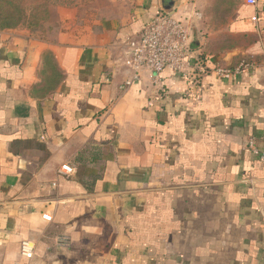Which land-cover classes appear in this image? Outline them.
Segmentation results:
<instances>
[{"label": "crops", "instance_id": "obj_1", "mask_svg": "<svg viewBox=\"0 0 264 264\" xmlns=\"http://www.w3.org/2000/svg\"><path fill=\"white\" fill-rule=\"evenodd\" d=\"M249 1L99 0L59 7L54 40L0 29V264H264L249 147L264 152V0ZM166 3L186 19L198 89L171 70L124 88L126 43Z\"/></svg>", "mask_w": 264, "mask_h": 264}, {"label": "built area", "instance_id": "obj_2", "mask_svg": "<svg viewBox=\"0 0 264 264\" xmlns=\"http://www.w3.org/2000/svg\"><path fill=\"white\" fill-rule=\"evenodd\" d=\"M249 3L257 5L256 0H250ZM190 40L189 28L182 15L176 11L160 12L146 26L139 39H128L126 43L128 56L124 65L131 77L125 82L124 88L139 82L144 71H149L153 82L160 84L163 72L171 70L198 89L200 82L196 73L200 67L192 60ZM248 69L250 64L244 62L236 68L217 67L213 72L221 80H230L242 75ZM249 147L258 159L264 162V152L259 151L255 140L250 141ZM59 174L72 177L74 168L67 164L63 165ZM34 253L32 243L29 241L22 243L21 255L24 258L32 259Z\"/></svg>", "mask_w": 264, "mask_h": 264}, {"label": "trees", "instance_id": "obj_3", "mask_svg": "<svg viewBox=\"0 0 264 264\" xmlns=\"http://www.w3.org/2000/svg\"><path fill=\"white\" fill-rule=\"evenodd\" d=\"M76 6V0H0V29L28 26L41 30L54 40L59 29L57 8ZM53 11L56 22L50 23ZM42 21H48L50 25L44 28Z\"/></svg>", "mask_w": 264, "mask_h": 264}, {"label": "rangeland", "instance_id": "obj_4", "mask_svg": "<svg viewBox=\"0 0 264 264\" xmlns=\"http://www.w3.org/2000/svg\"><path fill=\"white\" fill-rule=\"evenodd\" d=\"M98 1L99 0H76V3H77V5L78 6H81L83 9H87L88 10V7H90V8H92L94 5H96V3H98ZM78 6H76V7H78ZM89 8V9H90ZM58 9V8H57ZM82 10V9H81ZM56 11H58V10H56ZM84 10H82V12H83ZM57 13V12H56ZM54 11L52 12V14H51V19H53V20H51V22L50 23H54V22H56V19H55V17H54ZM230 15H232V12H229V11H226V12H220V13H218V16H219V22H227V20H229L228 19V17L230 16ZM50 20V19H49ZM48 20V21H49ZM48 21H42L41 22V25L42 26H44V28L45 27H47V25H50L49 23H48Z\"/></svg>", "mask_w": 264, "mask_h": 264}, {"label": "water", "instance_id": "obj_5", "mask_svg": "<svg viewBox=\"0 0 264 264\" xmlns=\"http://www.w3.org/2000/svg\"><path fill=\"white\" fill-rule=\"evenodd\" d=\"M175 3H166V5L164 6L165 8V12L169 13V11H171L174 8Z\"/></svg>", "mask_w": 264, "mask_h": 264}]
</instances>
